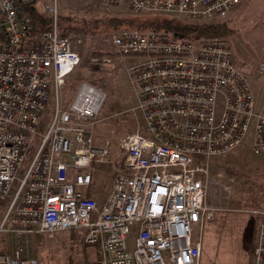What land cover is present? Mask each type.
<instances>
[{
  "label": "built area",
  "instance_id": "obj_1",
  "mask_svg": "<svg viewBox=\"0 0 264 264\" xmlns=\"http://www.w3.org/2000/svg\"><path fill=\"white\" fill-rule=\"evenodd\" d=\"M38 1L0 0L6 36L0 44V264H43L31 253L30 239L73 229L99 255L89 264H201L203 227L215 213L208 162L239 147L250 131L252 152L264 154V100L258 107L228 41H189L164 31L113 36L116 55L141 58L129 73L145 133L122 138L123 157L109 195L99 202L95 178L112 146H96L92 129L107 93L82 81L69 107L59 101L41 132L54 88L65 84L81 58L58 29V0L45 3L53 29L23 48L32 26L20 5ZM100 1L134 12L213 19L243 0ZM254 256L255 264H264V230Z\"/></svg>",
  "mask_w": 264,
  "mask_h": 264
},
{
  "label": "rangeland",
  "instance_id": "obj_2",
  "mask_svg": "<svg viewBox=\"0 0 264 264\" xmlns=\"http://www.w3.org/2000/svg\"><path fill=\"white\" fill-rule=\"evenodd\" d=\"M47 1L35 3L38 15L50 16L45 8ZM57 7L58 29L62 26L63 33L72 38L81 61L65 84L58 90L54 88L43 114L41 132H46L59 101L62 108L69 107L82 81L106 91L107 100L92 129L96 146H112L110 161L102 164L95 178L92 192L99 202L109 195L114 167L123 157L122 138L138 131L145 133L135 83L129 73L141 58L120 57L112 44L115 34L131 30L124 27L148 32L149 22L158 18L173 20L183 27L223 24L227 31L216 37L228 41L237 67L250 79L257 106L264 100V76L259 74L260 64L264 63V0H243L226 16L213 19L134 12L125 5L111 6L100 0H58ZM152 29L164 30L157 25ZM106 55L111 57V63L94 62ZM251 133L239 147L208 162V200L215 213L203 227L201 264H255L254 249L264 230V154L252 152ZM31 158L29 154L20 172L28 168ZM226 186L232 189L227 192ZM81 234L73 229L56 232L53 237H32L30 251L39 255L43 264H89L99 255L94 247L83 245Z\"/></svg>",
  "mask_w": 264,
  "mask_h": 264
},
{
  "label": "trees",
  "instance_id": "obj_3",
  "mask_svg": "<svg viewBox=\"0 0 264 264\" xmlns=\"http://www.w3.org/2000/svg\"><path fill=\"white\" fill-rule=\"evenodd\" d=\"M20 9L22 13L28 14V17L30 19V23L32 26L28 34L25 36L23 40V48L29 49L36 42L40 33L45 32V31H50L53 29L54 21L51 16L44 17V16L38 15L35 4H29L26 6L20 5ZM161 19H164V20L161 21ZM152 21L153 22H149L151 25L147 24L150 26L149 28L150 30H146V31L148 32L150 31L170 32L173 34H178L185 40H189V41H199L203 38L204 39L213 38V37L219 36L222 33L225 34V32L227 31V27H225L223 24H219L216 27L212 24L210 26L195 25V26L183 27L179 25L178 23L174 22L173 20H170L167 18H158V19H153ZM153 25H157L161 29H164V30H156L157 28L152 29ZM124 28L131 29L130 31H133L135 29L138 31H143V29H139V28H129V27H124ZM59 29H60V32L64 34L62 30V26H60ZM4 38H6L5 33L0 30V44H3L5 42Z\"/></svg>",
  "mask_w": 264,
  "mask_h": 264
},
{
  "label": "water",
  "instance_id": "obj_4",
  "mask_svg": "<svg viewBox=\"0 0 264 264\" xmlns=\"http://www.w3.org/2000/svg\"><path fill=\"white\" fill-rule=\"evenodd\" d=\"M177 35V34H176Z\"/></svg>",
  "mask_w": 264,
  "mask_h": 264
}]
</instances>
